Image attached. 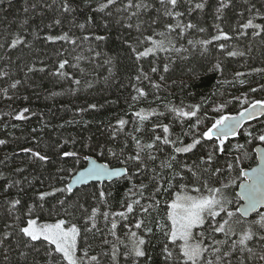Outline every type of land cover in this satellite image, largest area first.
I'll list each match as a JSON object with an SVG mask.
<instances>
[{
    "label": "snow or ice",
    "instance_id": "obj_1",
    "mask_svg": "<svg viewBox=\"0 0 264 264\" xmlns=\"http://www.w3.org/2000/svg\"><path fill=\"white\" fill-rule=\"evenodd\" d=\"M13 7L0 0V14ZM22 12L15 27L0 16V264H264V168L241 169L252 183L229 191L264 127L244 130L248 108L225 113L246 102L229 89L264 91L248 81L264 78V59L234 66L264 58V0H22ZM112 89L128 110L96 137L85 116L116 104ZM81 93L105 95L57 100ZM73 126L91 134L65 135ZM85 149L121 166L84 156L78 170ZM101 178L124 191L81 187Z\"/></svg>",
    "mask_w": 264,
    "mask_h": 264
},
{
    "label": "trees",
    "instance_id": "obj_2",
    "mask_svg": "<svg viewBox=\"0 0 264 264\" xmlns=\"http://www.w3.org/2000/svg\"><path fill=\"white\" fill-rule=\"evenodd\" d=\"M12 2L14 4V7L8 9L6 13L0 14V16L6 15L8 22H11L12 26L15 27L16 22L22 19L24 14L22 12V0H12ZM210 22L211 21L209 20V23ZM255 57L256 59L254 61H249L247 64H244L243 67L241 66V64H236L234 66L243 71L248 70L249 64H251L252 66H256V67L261 66V59H264V58L260 56L259 52L255 53ZM248 81L252 87H256L258 82L264 83V78H262L261 76H251L248 78ZM211 83L212 82L202 85L198 89V91L201 93H207V91L211 87ZM56 90L59 91V88H57ZM229 91L231 93V96L241 97L242 99H244V96H243L244 93H247V96H246L245 103H241L240 101L233 100L232 103L228 105L227 109H225L226 114H230V115L235 114L239 112L241 109H243L245 106L255 102L256 100H264V91H257L255 93H252L249 91V84H245L243 86L237 85L235 88L229 89ZM104 95L105 94H97L93 96L90 93H81L79 94L80 96L79 99L75 97L66 98V97L61 96V97H58L57 100L63 103H68L69 101H72L76 105L83 104L85 102V99H87L88 101L99 100L102 103ZM107 96H108V99L110 100H116L117 96H120V99L116 104H113L111 106L106 105L105 109L100 110V112L97 114L85 116L86 119H94L97 122L91 127V132L95 133L96 137L100 136V133L96 130L97 127L99 126V123H98L99 121L108 122L109 120H111L114 122L118 115H123V113L128 110V105L125 102V97L128 96L127 91H123V93L121 94V92L117 91L116 89H112L109 93H107ZM231 96L227 98L230 99ZM179 98H180V94L179 92H177L176 99H179ZM197 99H199L198 96H197ZM32 103L33 105H39L41 108L44 107L45 103L50 104V102H45L43 100H36L35 98H33ZM138 107H147V103H142L138 105ZM0 108H3L2 104H0ZM209 114L210 116H213V117H216L218 115L217 113H211V112ZM59 115L63 116L65 119L71 118V112L69 113L60 112ZM55 122L61 123L62 120H56ZM208 123L210 124V121ZM30 126H36L35 118H33V121ZM30 126L22 125V127H26V128ZM249 127L251 128L264 127V115L248 120L243 124L244 130H247ZM201 130H203V128ZM9 131H12V129L9 128ZM64 134L71 135V136L87 137L91 133L88 131H83L79 126H73L71 128H67L66 130H64ZM15 135L19 136L21 135V132L19 130H16ZM55 135L56 133L53 132V136ZM237 143L245 144V138L243 135L236 137V138H231V137L229 138V140L226 142V145H225L226 151L224 153V156L221 159V163H223L224 159H229V160L232 159V155H233L232 149ZM258 143H261V142H259L258 140H252L251 143H247L245 145L246 150H247V157L240 163L239 167L237 168V171L232 173L234 183H233L232 188L229 191H230V195L233 198L236 197L235 190H236L237 184L239 183V181L242 180V176L239 175L240 170L243 169L244 167H249L256 162L254 147ZM261 144L264 145V143H261ZM69 149H71V145H69ZM13 150L19 151V148L15 144H13L11 148L7 149V151L9 152ZM3 151L4 150L0 149V154H3ZM21 155L23 156V154ZM84 156H93L99 160L107 162L109 165L120 164L118 160L110 156H100L99 153L97 152H92V151L85 149L81 153V159H80L79 164L76 165V169H79L80 167L85 165L87 160L83 158ZM19 162L20 161L18 160L17 163ZM67 179L68 177H66V180ZM81 187L86 188L88 191H93V190H97L100 187H105V188H110L113 192L122 193L125 189V182H122V181L118 182V181H115L114 179L109 180V181H102V182L92 181V182L87 183V185H82ZM114 207L118 209V204H115ZM45 219H47V217H45Z\"/></svg>",
    "mask_w": 264,
    "mask_h": 264
},
{
    "label": "water",
    "instance_id": "obj_3",
    "mask_svg": "<svg viewBox=\"0 0 264 264\" xmlns=\"http://www.w3.org/2000/svg\"><path fill=\"white\" fill-rule=\"evenodd\" d=\"M251 104L245 106L244 108H248V111L250 113H253L254 118H257V117L264 115V109H261L259 106H257L255 109H253L250 107ZM243 109H241L240 111H242ZM239 112H237L235 114H231V115H237ZM254 118H252V119H254ZM248 120H251V119L245 118V120L242 121V124H244ZM254 149H255L256 162L253 165H251L249 167H244L242 169L244 172H246L248 174H251L253 172V170H260V169L264 168V145H262L261 143H258L255 145ZM89 157H91L92 159H95L96 162L99 164H108L107 162L99 160L93 156H89ZM88 166H89V161L87 160L85 165L80 167L78 170H83L84 168H86ZM110 166L113 168H117V167H120L121 165L117 164V165H110ZM252 180H253V178L251 175L242 176V180L239 181V183L237 184L236 190H235L236 195L241 192V187H240L241 184H251ZM260 180H261V182H264V176H262L260 178ZM92 181L102 182V181H109V179L108 178H101L99 181L90 180L89 182H92ZM238 203H243V201H239Z\"/></svg>",
    "mask_w": 264,
    "mask_h": 264
}]
</instances>
